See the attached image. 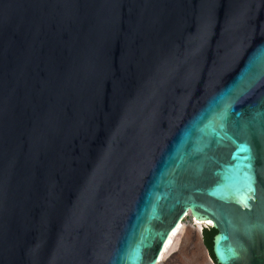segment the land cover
<instances>
[{"label": "water", "instance_id": "obj_1", "mask_svg": "<svg viewBox=\"0 0 264 264\" xmlns=\"http://www.w3.org/2000/svg\"><path fill=\"white\" fill-rule=\"evenodd\" d=\"M187 214L264 264V0H0V264H157Z\"/></svg>", "mask_w": 264, "mask_h": 264}, {"label": "rangeland", "instance_id": "obj_2", "mask_svg": "<svg viewBox=\"0 0 264 264\" xmlns=\"http://www.w3.org/2000/svg\"><path fill=\"white\" fill-rule=\"evenodd\" d=\"M208 224H198L188 214L169 243L163 258L157 264H215L202 238V229Z\"/></svg>", "mask_w": 264, "mask_h": 264}, {"label": "trees", "instance_id": "obj_3", "mask_svg": "<svg viewBox=\"0 0 264 264\" xmlns=\"http://www.w3.org/2000/svg\"><path fill=\"white\" fill-rule=\"evenodd\" d=\"M216 233V229L212 226H206L202 229V238L203 242L206 246V249L210 255V257L216 262L213 250H212V245H213V236Z\"/></svg>", "mask_w": 264, "mask_h": 264}, {"label": "bare ground", "instance_id": "obj_4", "mask_svg": "<svg viewBox=\"0 0 264 264\" xmlns=\"http://www.w3.org/2000/svg\"><path fill=\"white\" fill-rule=\"evenodd\" d=\"M187 215H188V214H187ZM194 219H195V222L198 223V224H208V223L205 222V221H201V220H198V219H196V218H194ZM182 220H183V219H182ZM182 220L179 222L178 226L173 230V232H172L171 235L169 236V239H168L166 245L164 246V249H163L161 255L159 256V262L162 260V258H163V254L165 253V250L167 249V247H168L169 243L171 242L172 238L177 234L179 228L181 227Z\"/></svg>", "mask_w": 264, "mask_h": 264}, {"label": "snow or ice", "instance_id": "obj_5", "mask_svg": "<svg viewBox=\"0 0 264 264\" xmlns=\"http://www.w3.org/2000/svg\"><path fill=\"white\" fill-rule=\"evenodd\" d=\"M251 165H249V167H250Z\"/></svg>", "mask_w": 264, "mask_h": 264}]
</instances>
